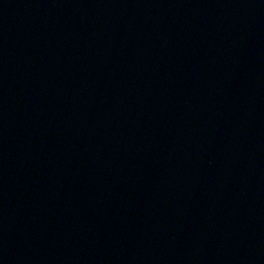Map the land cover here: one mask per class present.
Here are the masks:
<instances>
[{
    "label": "water",
    "instance_id": "95a60500",
    "mask_svg": "<svg viewBox=\"0 0 264 264\" xmlns=\"http://www.w3.org/2000/svg\"><path fill=\"white\" fill-rule=\"evenodd\" d=\"M0 264H264V0H0Z\"/></svg>",
    "mask_w": 264,
    "mask_h": 264
}]
</instances>
